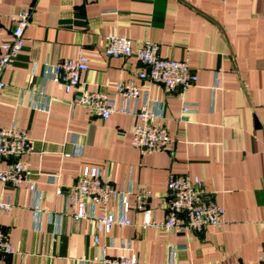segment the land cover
Returning <instances> with one entry per match:
<instances>
[{"label":"crops","instance_id":"crops-1","mask_svg":"<svg viewBox=\"0 0 264 264\" xmlns=\"http://www.w3.org/2000/svg\"><path fill=\"white\" fill-rule=\"evenodd\" d=\"M31 12L23 49L4 70L0 129L15 122L31 141L20 159L35 181L2 186L0 230L13 254L0 264H96L94 257L135 255L139 264H259L264 245V0H0V45L11 39V15ZM106 34L145 41L159 55L187 60L196 84L165 94L139 80L131 55L107 57ZM82 55L88 69L65 93L52 82L57 63ZM140 90L136 100L115 94L119 83ZM103 91L118 106H147L172 140L164 152L141 156L131 145L138 120L115 113L92 117L73 101ZM187 104L192 113L183 115ZM13 159L0 160V170ZM86 166H97L110 188L151 192L154 220L166 217L171 176L198 179L205 196L223 207L220 228L171 234L140 227L142 214L128 197L132 226L108 235L75 220L67 192ZM58 189L61 191L58 193ZM99 236L97 244L94 237Z\"/></svg>","mask_w":264,"mask_h":264},{"label":"built area","instance_id":"built-area-1","mask_svg":"<svg viewBox=\"0 0 264 264\" xmlns=\"http://www.w3.org/2000/svg\"><path fill=\"white\" fill-rule=\"evenodd\" d=\"M225 1V0H223ZM13 26L11 39L0 45V93L4 89L1 80L2 72L11 67L13 59L23 49V33L30 26L31 12L24 10L11 15ZM104 54L109 58L124 59L135 55L142 66L138 73L139 80L158 85L165 94H172L178 88L185 91L196 84L197 77L190 69L187 60H174L159 55L158 44L145 41L133 51L131 40L118 34L104 36ZM88 69L87 58L82 55L63 60L54 67L52 82L65 93H72L81 84V76ZM139 88L132 82L119 83L115 86V94L126 100H136ZM73 104L84 107L88 114L107 120L115 113L135 116L137 124L131 131V145L144 156L167 151L172 140L166 125L159 122L160 116L141 106L138 110L118 106L103 91L90 92L82 90L76 95ZM192 113L185 104L182 114ZM31 141L26 132L15 122L0 129V160L13 159L4 169L0 170L2 186L17 187L28 183L31 191L35 190V181L21 157L29 153ZM61 191L58 189V193ZM167 198L165 200L166 217L162 221L152 219L148 208L151 192L146 189L132 194L108 187L102 169L97 166H86L73 186L67 192L70 214L75 220H88L96 225L100 234H110L115 227H129L132 222L128 216L131 210L128 197L134 196V211L142 214L140 227L143 229H160L171 234L183 232H201L210 226L220 228L223 224L224 209L208 199L201 189L198 179L191 180L188 176H171L167 181ZM11 210L8 203L0 201V215ZM99 236L94 237L97 244ZM13 254L7 234L0 230V258ZM96 264H139L135 255L118 257H94ZM259 264H264V245L261 248Z\"/></svg>","mask_w":264,"mask_h":264}]
</instances>
